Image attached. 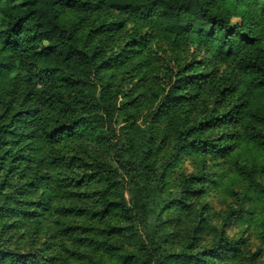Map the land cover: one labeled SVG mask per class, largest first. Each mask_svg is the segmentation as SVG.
Wrapping results in <instances>:
<instances>
[{
	"label": "trees",
	"instance_id": "obj_1",
	"mask_svg": "<svg viewBox=\"0 0 264 264\" xmlns=\"http://www.w3.org/2000/svg\"><path fill=\"white\" fill-rule=\"evenodd\" d=\"M255 94L264 0H0V264H264Z\"/></svg>",
	"mask_w": 264,
	"mask_h": 264
},
{
	"label": "rangeland",
	"instance_id": "obj_2",
	"mask_svg": "<svg viewBox=\"0 0 264 264\" xmlns=\"http://www.w3.org/2000/svg\"><path fill=\"white\" fill-rule=\"evenodd\" d=\"M237 23V21H233L232 24L235 25ZM247 88V83L244 82L242 89H246ZM255 102H256V106L261 107L262 104H264V97L263 95H259V94H255ZM228 165L227 167H231L230 170L233 172V167H236V165H242V166H250L252 164H256L259 168L264 167V156L261 155V153L257 152L254 147L250 144H243L242 146H240L238 148V150L236 151V153L228 159ZM223 186L224 185H228V179H225L223 182ZM230 185H228L227 187H229ZM220 196V201H222V196ZM252 227V226H251ZM258 230V225H257V221L254 222V227H252V230L254 233H256L254 231ZM40 239H37V237H34L33 234H31L29 237L27 236V239L25 241L24 246H21L20 244H18L15 248L18 250L20 249L21 251H30L32 249V247L34 246V250L37 249L40 244H41ZM32 242L35 243V245H30V243L32 244Z\"/></svg>",
	"mask_w": 264,
	"mask_h": 264
}]
</instances>
